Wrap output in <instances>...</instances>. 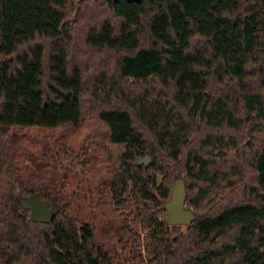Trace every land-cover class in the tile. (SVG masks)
<instances>
[{
    "label": "trees",
    "instance_id": "obj_1",
    "mask_svg": "<svg viewBox=\"0 0 264 264\" xmlns=\"http://www.w3.org/2000/svg\"><path fill=\"white\" fill-rule=\"evenodd\" d=\"M86 116L109 198L138 200L142 264H264V0H0V264H138L67 207L54 171L77 151L19 147L16 128ZM175 177L188 223L158 217Z\"/></svg>",
    "mask_w": 264,
    "mask_h": 264
},
{
    "label": "rangeland",
    "instance_id": "obj_2",
    "mask_svg": "<svg viewBox=\"0 0 264 264\" xmlns=\"http://www.w3.org/2000/svg\"><path fill=\"white\" fill-rule=\"evenodd\" d=\"M93 126V118H88L86 116L82 124L73 128L21 127L15 130L19 131V147L25 148L27 151L33 152L34 154H37L43 145H49L51 147L50 151L54 155L53 157L57 158L58 155L55 154L54 148L51 146L53 139L55 141L65 140V143L70 148H73V150L79 153L78 157L81 159L80 162L82 164L81 171L77 169L78 173L75 174L72 172L73 170H63L59 168L58 165H56L54 171L55 175L61 179V181L60 179L57 181L66 193L68 202L67 207L75 214L84 218L89 217L91 211L94 215L96 213L98 216L93 219L96 225L95 238L105 243L106 246L114 252L121 253V255L125 256L129 261H136L138 264H142L146 258V254L141 245L140 229L134 224L132 218V213H134L133 210L138 209L135 203V201L138 200L131 196L121 200V203H116L109 198V181L113 178L116 166L111 161L107 164H100L94 157L97 155L99 156L100 150L97 147L91 148L92 145L89 144L87 138V136L90 135L89 129ZM258 136H263V134H258ZM247 139V136H244L238 146L241 150H244V144ZM259 141L260 139H256V144ZM110 146L113 147V145ZM114 148L118 149L119 147L117 146ZM143 156L149 161L146 155ZM27 162L29 167L33 165L31 162ZM43 167L44 165L41 167L40 173L46 174L47 170L42 169ZM74 167L78 168L79 165L76 164ZM123 195L124 194H122V196ZM36 197L41 198L37 194H31L19 198V201L22 205H27L30 213L29 205ZM165 199H163V201ZM46 203L48 208L51 207L55 209L53 201H46ZM158 217L164 218V211H162ZM134 229H136V232ZM121 245H124V247Z\"/></svg>",
    "mask_w": 264,
    "mask_h": 264
},
{
    "label": "water",
    "instance_id": "obj_3",
    "mask_svg": "<svg viewBox=\"0 0 264 264\" xmlns=\"http://www.w3.org/2000/svg\"><path fill=\"white\" fill-rule=\"evenodd\" d=\"M145 156L137 158V162L147 163ZM184 187L181 179L175 177L171 185L168 197L162 202L167 223H188L193 219V212L184 206ZM22 198V197H21ZM27 207V205H23ZM29 218L34 221H48L54 212V208H48L44 199L35 198L29 205Z\"/></svg>",
    "mask_w": 264,
    "mask_h": 264
}]
</instances>
